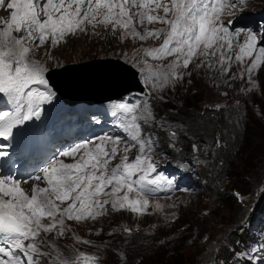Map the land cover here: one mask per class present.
I'll list each match as a JSON object with an SVG mask.
<instances>
[{"label":"snow or ice","instance_id":"snow-or-ice-1","mask_svg":"<svg viewBox=\"0 0 264 264\" xmlns=\"http://www.w3.org/2000/svg\"><path fill=\"white\" fill-rule=\"evenodd\" d=\"M246 3L247 0H0V9L10 11L9 18L0 17V97L14 105L11 111L0 110V137L5 141L13 139L14 130L40 119L42 106L55 97L47 77L49 69L30 59L29 54L49 41L56 46L65 36L86 31L87 25L93 29L97 25L110 26L113 32L119 28L123 35L141 41L163 37L158 47L144 49L145 55L155 61L174 59L155 67L144 60L141 68L145 83L156 92L179 83L185 75L182 69L197 57L203 58L197 67L211 68L209 58L218 55L220 70L229 72L234 40L243 34L245 38L236 45L234 61L243 65L250 58L240 77L243 79L246 73L255 87L252 73L264 65V46L257 47L258 37L252 30L233 28V20L223 18L226 14L234 16L237 5L243 7ZM156 23L165 27H147ZM138 25L144 26L143 33L137 30ZM260 43L264 44V37H260ZM115 108L113 116L125 115L122 128L130 140L106 134L76 143L46 159V166L39 167L35 174L21 176L11 169L7 173L0 170V264H41L40 258L52 257L53 252L56 255L52 264H98V257L84 252L62 258L55 241L48 243L51 251H42L45 241L41 233L64 236L69 230L66 220H95L106 213L105 206L109 204L113 210L144 214L150 194L163 191L164 185L172 188L174 179L158 172L152 158V138L143 135L142 123L155 120L147 104L141 107L120 103ZM176 134L170 133L172 137ZM134 148L138 154L130 161L128 154ZM193 149L198 150L196 145ZM7 156L8 151L0 150V157ZM118 156L119 162L113 165ZM65 158L72 162H65ZM29 181L32 183L26 190L22 185ZM124 231L130 234L132 229Z\"/></svg>","mask_w":264,"mask_h":264},{"label":"rangeland","instance_id":"rangeland-1","mask_svg":"<svg viewBox=\"0 0 264 264\" xmlns=\"http://www.w3.org/2000/svg\"><path fill=\"white\" fill-rule=\"evenodd\" d=\"M263 4L264 0H247L246 5L243 7L237 5L238 10L234 16L226 14L223 18L228 20L251 16L257 17V14L264 9ZM4 13L10 16V11L0 9V17L5 18ZM0 27H3V25L0 24ZM86 27L87 30L84 32L77 31L75 35L69 34L65 36L56 46H52L49 41L44 46L33 50L29 54V58L39 61L49 70L53 68L60 69L66 67V65L75 66L82 61L97 57L119 58L137 69L144 67V60H147L149 64L155 67L157 65H166L174 59V57H167L162 61H155L145 55L144 49L154 47L160 42L161 38H149L148 40L141 41L133 39L131 36L123 35L122 30L119 28L113 32L110 26L105 28L102 25H97L95 29L91 25H87ZM147 27L159 29L165 26L156 23L154 25H147ZM233 28L252 30L257 34L258 42H260V37H264V32L262 35H258L256 22L250 23L248 27H244L241 24H233ZM137 30L143 33L144 26L138 25ZM244 38L242 34L238 40H234V48L231 53L233 62L230 73H235V75L232 78L231 76H225L227 73H223L220 70L218 55L209 58V62L213 65L211 68L208 67L212 69L209 81V87H212V90L209 93H205L204 98H206L208 104L206 107L208 111L206 110V112H210L211 115L209 117H211V120L209 118L202 119L201 125H203L204 131L190 138L189 141L182 142L177 137L175 138L170 135L173 131L181 133L180 128L183 126L181 124L172 125L167 121L166 116H157V112L160 110L158 102L161 96L160 91L156 92L152 90L149 84H144L140 80L144 89L152 97V108L150 111L153 113L155 120L148 124V127L159 126L160 128H166L164 138L161 139L162 145L165 141L168 142V146L173 145L177 148L190 144L188 153L197 152L202 156L201 174L203 173L205 176V171L209 168L211 172L210 178L205 177V182L202 180V184L194 192L172 193L167 197L148 198L149 205L144 214L133 213L127 209H123L120 213L118 212L119 210H113L109 204L106 205V213L98 216L95 220L87 219L81 222L66 220L65 223L69 230L64 236H57L54 233H41V237L45 241L41 245L42 251H51L48 243L55 241L62 258L74 255L77 251L81 250L99 254L100 258L104 260L100 253L103 249L99 246L100 243L94 239L102 226H107L112 222L121 227H129L130 225L133 229L137 228L138 231H141L142 237L145 238L155 235L152 230L155 225L158 228H163L165 231L166 225L176 217L178 212L183 211H191L193 213L198 211L205 215V220H209L210 222L209 230L199 239H194L191 236L183 242L181 241L185 245L184 252L187 253L188 258L191 259L200 253L207 255L206 253L210 249H214L218 245L217 243H222L221 241L226 238L223 231L227 228L230 218L228 210L245 209L237 221L239 223L248 212H251L255 208L252 205L257 202L259 196L264 192V139L259 136L260 134L264 136V119L259 115V110L256 106V103L260 102L264 108V65H261L252 73V81L256 83L255 87L249 82L246 73L243 79L240 77V73L244 72L247 64L251 62L250 58H246L243 65L234 61L235 53L238 51L236 45L242 43ZM257 45V47L264 46V44ZM225 55H229V53L226 52ZM201 59L203 58H194L193 62L189 65L195 66L198 63L200 64ZM224 66L227 67L228 65L225 64ZM230 80H232V83ZM246 94L251 95L252 101L242 98ZM120 103L116 102L113 104L114 111H116L115 106ZM216 105L220 107L217 108ZM136 115H140L139 111ZM124 122V114L118 113L115 117H112L110 123L114 129L108 132L107 135L113 137L121 136L119 130L123 131L122 124ZM234 141L236 144H232ZM158 143L160 144L159 141ZM201 143L204 145L201 146ZM193 145H196L199 149L194 150ZM248 145L250 147L249 155L244 156L243 154L240 159H236L234 155L239 156ZM219 149H225V154L223 155L226 160L225 163L217 161V158L220 157L218 153ZM183 152L186 153L185 147ZM136 154H138V149ZM206 156L211 165H206L204 159ZM252 156L255 157L252 158ZM70 160L71 158H65V161ZM230 171L233 173V176L228 175ZM220 174H223V177ZM210 180L213 184H216L218 191L224 194H227V190L231 189L235 202L233 204H221L207 188ZM231 181L233 183H229ZM41 186L44 185L41 184ZM236 194H239V196ZM157 205H159L158 208ZM45 222L48 223L49 221L46 219ZM177 238H179V234L176 240ZM84 240L89 241V243H82ZM132 240L134 241V239ZM110 253L114 257L119 258L118 264H127L125 261L127 259L125 254L126 249L124 247L117 246ZM55 255L56 253L53 252L52 257H41V264H52Z\"/></svg>","mask_w":264,"mask_h":264},{"label":"trees","instance_id":"trees-1","mask_svg":"<svg viewBox=\"0 0 264 264\" xmlns=\"http://www.w3.org/2000/svg\"><path fill=\"white\" fill-rule=\"evenodd\" d=\"M211 70L212 69H209L206 65H202L201 67H197V64L195 66L189 65L187 69L182 70L185 75L179 83L169 85L164 88L163 91H160V97H163V99L160 97L158 99L160 110H158L157 116H166L167 121L172 125L181 124L183 126L180 128L182 131L181 133L176 132V137L182 142L189 141L190 138L204 131L203 125H201L202 119L209 118V120H211V117H209L211 115L210 112H206V110L208 111L206 108L208 104L206 98H204L205 93H209L212 90V87H209ZM189 72L191 75L187 74ZM230 72L231 71L227 72L225 76H231L232 78L235 73ZM230 82L232 83V80H230ZM242 98L252 101L251 95L248 94L244 95ZM256 106L258 107L259 115L264 119L263 105L257 102ZM154 128L155 131L159 133L160 138H164L166 128H160L159 126ZM259 136L264 139L263 135L260 134ZM232 144H236L235 141ZM163 145L164 151L170 150L171 146H168V142L165 141ZM189 145H182L179 149L183 152L185 147L186 153H188L190 148ZM203 145L204 144L201 143V146ZM249 150L250 147L248 145L242 150L239 156L234 155V157L240 159L243 154L244 156L249 155ZM218 153L220 157L217 158V161L225 163L226 160L223 157L225 149H219ZM254 157L255 156H252V158ZM204 159L206 165H211L207 156ZM210 174V169L207 168L205 177L210 178ZM228 175L233 176V173L230 171ZM220 176L223 177V174H220ZM210 181L207 188L221 204L226 205L235 202L231 189L227 190V194H224L218 191L216 184ZM229 183H233V181ZM262 194L259 196L257 202L252 205V207H255V210L262 207L264 203V192ZM244 210V208H239L237 210L229 209V222L227 228L223 231L226 238L221 241L222 243H217L218 245L215 246L214 249H210L209 252L206 253L207 255L200 253L191 259L188 258L187 253L184 252L185 245H183L182 242L191 236H193L194 239H199L209 230L210 226L209 220H205V215L198 211L195 213L191 211L178 212L176 217L166 225L165 231L163 228H158L155 225L152 230L156 236L153 235L143 238L141 231H138L137 228L133 229L130 225L129 227H121L112 222L107 226H102L94 239L100 243L99 246L103 249L100 253L104 259L102 260L104 264H118L119 258L114 257V255L110 253L111 250L116 249L117 246H122L126 249L125 254L127 259L125 261L127 264H203L205 262H207L206 264H239L241 257L238 251L239 244L236 241L239 240V242L245 243L246 237L248 236L246 231L241 229L243 226V219L241 222H237L244 213ZM118 212L121 213L122 210ZM252 213L253 211L250 214ZM128 228L132 229L130 234L124 231V229ZM178 234L179 238L176 240ZM132 239H134V241ZM116 241L118 242L116 243ZM180 242L181 244H179Z\"/></svg>","mask_w":264,"mask_h":264},{"label":"water","instance_id":"water-1","mask_svg":"<svg viewBox=\"0 0 264 264\" xmlns=\"http://www.w3.org/2000/svg\"><path fill=\"white\" fill-rule=\"evenodd\" d=\"M63 68L64 69L59 70L51 69L47 73V76L55 89L62 94H67L69 97L71 96L69 98L71 102L83 99L90 101H103L117 98L125 93L143 94L145 92V89L139 80L138 70L119 58H92L75 66L66 65V67ZM81 71H89L87 81L93 79V83L96 79L98 84L95 90L93 89L89 91L85 86L84 88L82 85L75 83ZM89 76L90 79H88ZM69 82L71 83V87L69 86V88L77 91V94H74V92L72 94L67 93V87L64 88V85ZM102 86L107 87V89L99 91Z\"/></svg>","mask_w":264,"mask_h":264},{"label":"bare ground","instance_id":"bare-ground-1","mask_svg":"<svg viewBox=\"0 0 264 264\" xmlns=\"http://www.w3.org/2000/svg\"><path fill=\"white\" fill-rule=\"evenodd\" d=\"M5 14V18L7 19V18H9V16H7V13H4ZM107 32V31H106ZM109 37V36H108ZM91 38V37H90ZM88 73H89V71L88 72H85V71H81L80 73H79V75H78V77H77V80H76V83L78 84V85H82V87H86V88H88V90L90 91V90H95V88H96V86H97V81H96V79L93 81V83H92V80L90 79V76H89V78L88 79H90V81H87V75H88ZM71 82V81H70ZM66 83L65 85H64V88H66L67 87V93H73L74 92V94L77 92V91H75V90H73V89H71V88H69V86L71 85V83ZM85 84V85H84ZM101 85V84H100ZM71 87V86H70ZM84 87V88H85ZM105 89H107V87H105V86H102L101 88H100V90L99 91H104ZM63 90H65V89H63ZM62 94V93H61ZM77 94V93H76ZM11 154L14 156V157H19L20 156V154H19V152L17 151V150H14V151H11ZM32 182L31 181H29V184H24V185H22L26 190H28L29 189V187H30V184H31Z\"/></svg>","mask_w":264,"mask_h":264},{"label":"clouds","instance_id":"clouds-1","mask_svg":"<svg viewBox=\"0 0 264 264\" xmlns=\"http://www.w3.org/2000/svg\"><path fill=\"white\" fill-rule=\"evenodd\" d=\"M263 5H264V4H263ZM236 22H237V21H234V24H237ZM242 26H243V25H242ZM254 209H255V208H254ZM254 209H253V210H254ZM253 210H252V211H253ZM252 211H251V212H252ZM251 212H248V214H246V216L244 217V219H246V217H247ZM244 219H243V221H244ZM243 221H242V222H243Z\"/></svg>","mask_w":264,"mask_h":264}]
</instances>
